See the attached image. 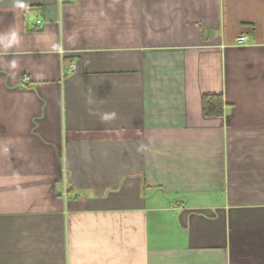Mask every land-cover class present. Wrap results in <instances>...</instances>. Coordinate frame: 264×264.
<instances>
[{
    "label": "crops",
    "instance_id": "crops-1",
    "mask_svg": "<svg viewBox=\"0 0 264 264\" xmlns=\"http://www.w3.org/2000/svg\"><path fill=\"white\" fill-rule=\"evenodd\" d=\"M0 264H264V0H0Z\"/></svg>",
    "mask_w": 264,
    "mask_h": 264
},
{
    "label": "trees",
    "instance_id": "trees-1",
    "mask_svg": "<svg viewBox=\"0 0 264 264\" xmlns=\"http://www.w3.org/2000/svg\"><path fill=\"white\" fill-rule=\"evenodd\" d=\"M201 104L205 116H221L225 107V101L220 93L203 94Z\"/></svg>",
    "mask_w": 264,
    "mask_h": 264
},
{
    "label": "clouds",
    "instance_id": "clouds-1",
    "mask_svg": "<svg viewBox=\"0 0 264 264\" xmlns=\"http://www.w3.org/2000/svg\"><path fill=\"white\" fill-rule=\"evenodd\" d=\"M16 41H17V37H16L15 33H13L11 35V38L9 39L8 44L6 46L7 47H11L12 44L16 43ZM115 117H116V113L112 112L110 114H107V113L106 114H102L100 116V119H101V121H108V120L114 119Z\"/></svg>",
    "mask_w": 264,
    "mask_h": 264
},
{
    "label": "built area",
    "instance_id": "built-area-1",
    "mask_svg": "<svg viewBox=\"0 0 264 264\" xmlns=\"http://www.w3.org/2000/svg\"><path fill=\"white\" fill-rule=\"evenodd\" d=\"M37 23H40V20H38ZM246 39L247 38L245 36H239V37H237L236 42L237 43H243L246 41Z\"/></svg>",
    "mask_w": 264,
    "mask_h": 264
}]
</instances>
